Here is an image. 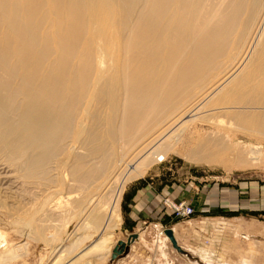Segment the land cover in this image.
Wrapping results in <instances>:
<instances>
[{
    "label": "bare ground",
    "instance_id": "1",
    "mask_svg": "<svg viewBox=\"0 0 264 264\" xmlns=\"http://www.w3.org/2000/svg\"><path fill=\"white\" fill-rule=\"evenodd\" d=\"M204 111L264 137V0H0V211L48 195L77 219L53 264H104L125 185L168 153L258 165L248 141L186 138Z\"/></svg>",
    "mask_w": 264,
    "mask_h": 264
},
{
    "label": "rangeland",
    "instance_id": "2",
    "mask_svg": "<svg viewBox=\"0 0 264 264\" xmlns=\"http://www.w3.org/2000/svg\"><path fill=\"white\" fill-rule=\"evenodd\" d=\"M257 108L256 112L262 109ZM225 114L204 111L188 126L184 135L188 133L186 138L193 139L196 145L208 134L218 131L228 136L233 145L241 144V148L246 146L247 141V145L254 148L264 147V137L254 130L244 129L242 125L239 127L238 121L229 117L233 114ZM180 145L179 152L184 150V145ZM234 151L230 153L232 156L223 155L222 162L209 166L189 162L182 152L168 153L164 161L154 163L141 178L127 183L120 201L121 225L113 234L110 254L104 264H264V157L254 167H240L234 160L237 150ZM166 185H182L188 196L185 201L179 202L171 197L164 198L162 213L169 214L165 206L166 200H169L176 204L187 203L194 209V214L188 219L169 214L171 218L162 217L160 220L163 226H168L167 229L152 225L147 233L141 228L138 230L140 233L133 232L125 215L130 189L150 186L158 190ZM22 198L7 203L6 210L0 211V256L8 258L7 264H53L61 253L65 255L63 251L70 245L78 221L74 219L71 223L70 214H63L64 220L60 223L57 219L54 221V214L43 212L42 209L48 205L42 207L51 200L47 199L50 198L48 195L39 200L35 196L32 200L30 196L28 200L27 197ZM193 198L200 203L199 206L195 207L191 201ZM177 219L179 222H176ZM180 222L182 226L176 225ZM174 229L180 241L178 245L184 253H179L165 235V231ZM141 233L145 235L140 237V242H133L123 255L112 261L113 250L119 241L127 243L131 235ZM170 255L173 258L170 259Z\"/></svg>",
    "mask_w": 264,
    "mask_h": 264
},
{
    "label": "crops",
    "instance_id": "3",
    "mask_svg": "<svg viewBox=\"0 0 264 264\" xmlns=\"http://www.w3.org/2000/svg\"><path fill=\"white\" fill-rule=\"evenodd\" d=\"M187 196L186 189H184L182 185H166L163 188H159L158 190H155L150 186H145L136 190L130 189L128 203L126 202V220L129 226L132 227L133 232L135 231L140 233L138 230L141 228L143 232L147 233L152 225H160L161 227L163 226V224L160 222L162 217H165V219L170 217L169 214L167 215L165 212L162 213L164 208V206H162V202L164 198L171 197L172 199L179 202L185 201ZM191 201L194 202L195 207L200 205V203L195 202L194 198ZM156 220L159 222H154ZM185 223L186 222H184V224ZM176 225L182 226L181 222ZM163 227L164 229L168 228L166 225ZM174 234L177 242H180L178 237H176V229H174ZM138 235V241L140 242V237H142V235L144 237L145 234L141 233ZM169 258H173L172 255H170Z\"/></svg>",
    "mask_w": 264,
    "mask_h": 264
},
{
    "label": "water",
    "instance_id": "4",
    "mask_svg": "<svg viewBox=\"0 0 264 264\" xmlns=\"http://www.w3.org/2000/svg\"><path fill=\"white\" fill-rule=\"evenodd\" d=\"M165 235L168 237V239L171 241L173 247L179 252V253H184L182 248L178 245V242L175 238L174 231L173 230H167L165 231ZM139 235L138 234H133L129 237L128 242L125 243L123 241H119L116 245V247L113 250L112 253V261L116 260L118 257L124 254L128 246H130L133 242L138 240Z\"/></svg>",
    "mask_w": 264,
    "mask_h": 264
},
{
    "label": "built area",
    "instance_id": "5",
    "mask_svg": "<svg viewBox=\"0 0 264 264\" xmlns=\"http://www.w3.org/2000/svg\"><path fill=\"white\" fill-rule=\"evenodd\" d=\"M165 206L167 207V211L169 212L170 216L175 218L188 219L194 214V209L185 202L176 204L166 200Z\"/></svg>",
    "mask_w": 264,
    "mask_h": 264
},
{
    "label": "trees",
    "instance_id": "6",
    "mask_svg": "<svg viewBox=\"0 0 264 264\" xmlns=\"http://www.w3.org/2000/svg\"><path fill=\"white\" fill-rule=\"evenodd\" d=\"M171 218V217H170ZM176 222H179V220L177 219Z\"/></svg>",
    "mask_w": 264,
    "mask_h": 264
}]
</instances>
